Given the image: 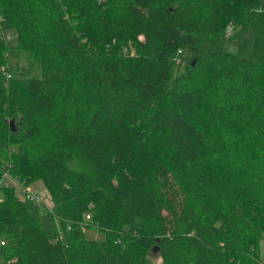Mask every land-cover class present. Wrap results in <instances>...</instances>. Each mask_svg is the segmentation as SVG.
Listing matches in <instances>:
<instances>
[{"label": "trees", "instance_id": "1", "mask_svg": "<svg viewBox=\"0 0 264 264\" xmlns=\"http://www.w3.org/2000/svg\"><path fill=\"white\" fill-rule=\"evenodd\" d=\"M4 172L65 235L0 183V264H264V0H0Z\"/></svg>", "mask_w": 264, "mask_h": 264}, {"label": "rangeland", "instance_id": "2", "mask_svg": "<svg viewBox=\"0 0 264 264\" xmlns=\"http://www.w3.org/2000/svg\"><path fill=\"white\" fill-rule=\"evenodd\" d=\"M1 36L2 38L6 40V43L9 46L8 48V58L9 59L7 61V64L5 65V68L8 67V69L5 70L4 68V72L5 73L9 72L10 76H12L13 74L18 76V73H20L23 76L24 74L27 73L28 61L26 60L25 55L23 53H20V51L16 50L15 48L16 43H17L16 30L12 27H6L1 32ZM223 47L226 50H229L239 56H244V57L250 56L252 52V36L244 35L242 37L234 39V38H231L229 35L224 40ZM177 55L178 54H176V56ZM186 57H184V61H182V64L179 67L180 71L185 70ZM181 59L182 57L179 56L180 61ZM187 59L189 61L192 60V59H189L188 57ZM176 69L177 68L174 67V73H176ZM5 76L9 78L7 74H5ZM14 125H15V120L11 119L10 126L14 127ZM0 183L2 185L8 186L9 188H12L14 190V193L21 199H25L22 196L23 194L21 192V189L23 187L29 186L32 189H36V190L38 189V192L40 194L36 193L35 196L39 198V195H41V193L44 195V203H42L39 206L40 208L37 214L41 228L45 231L56 233L57 235L61 236V239L64 237L65 229H64L62 222L56 216L54 217L50 211L51 206L53 204V199L51 197V194L48 192L44 182L40 178H35L33 182L24 183L18 177L14 175H10L9 173L6 172V173H3L2 177L0 178ZM2 192L3 191H0V196ZM34 202L36 201L34 200ZM28 207L34 214L37 213L36 207L30 201H28ZM82 231L84 232L87 238L100 239L103 236V234L99 230H97V228L95 227L86 226ZM149 257L153 261H158L160 259L156 250L149 253Z\"/></svg>", "mask_w": 264, "mask_h": 264}, {"label": "built area", "instance_id": "3", "mask_svg": "<svg viewBox=\"0 0 264 264\" xmlns=\"http://www.w3.org/2000/svg\"><path fill=\"white\" fill-rule=\"evenodd\" d=\"M177 52H178L177 53L178 55L175 56V61H179V56H180V54L182 52V49L178 48ZM5 74H7V76L10 77V73L9 72H7ZM4 173H6V172H4ZM23 189H24V192H26L27 195H30L31 197H35L37 199V201H38V199L41 201L42 197L44 198V195L42 193H41V195H39V198L36 197L35 196L36 193H38V194H40V193L36 189H32L29 186H25ZM89 217H90V214H85V218L86 219H88ZM3 243H4V240L2 238H0V244H3Z\"/></svg>", "mask_w": 264, "mask_h": 264}]
</instances>
